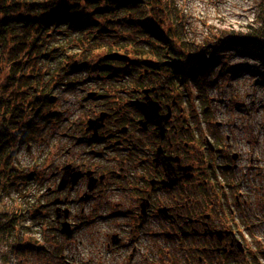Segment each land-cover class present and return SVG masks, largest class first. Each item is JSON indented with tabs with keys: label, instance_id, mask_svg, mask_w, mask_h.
I'll return each instance as SVG.
<instances>
[{
	"label": "rangeland",
	"instance_id": "rangeland-1",
	"mask_svg": "<svg viewBox=\"0 0 264 264\" xmlns=\"http://www.w3.org/2000/svg\"><path fill=\"white\" fill-rule=\"evenodd\" d=\"M159 4L157 8L164 12V27L169 29L172 23L167 18L164 5L161 2ZM171 5L172 13L182 23L185 43L194 49L193 57H210L213 55L210 51L217 50V65L205 74L209 79L204 86L205 103L197 96V88L192 83H187L185 96L182 97L178 92V99L184 111L195 116L197 127L204 129V117H213V120L220 122L219 135L224 139L228 133L232 149L239 154L237 160L232 161L228 172L223 173L219 168L216 178L219 181L225 179L230 184L229 189L233 188L231 201H234V195L240 196L231 222L248 249L247 258L243 259L240 255L235 258L238 264H248L254 251H264V52L258 47L264 42V0H171ZM91 8L85 5L84 9L90 11ZM158 14L160 12L156 9L149 11V24L154 26ZM257 31L261 33L254 35L257 43L252 46L221 42L231 34L239 36ZM135 32L138 35L136 43L140 41L139 46H144L140 36L152 35L150 29L141 25ZM130 35L134 37L135 33ZM56 38L61 44L65 41L63 37ZM170 42L179 44L175 36L169 39ZM57 46L52 43L49 48ZM69 51H74V48ZM53 61L56 59L53 58ZM223 66L225 69L220 72ZM48 71L55 75L53 78H58L54 69ZM3 75L2 70L0 77ZM77 77H82V72ZM93 87L85 79L80 80L72 91L55 88L53 93L58 98L50 110L59 113L62 121L58 124L57 119L45 125L46 119L40 118L38 125L42 124L44 132H39L38 138L32 140L29 146L17 143L16 161L21 168L37 172L39 178L38 181L34 180L36 183L26 194L12 188L9 194L2 197V206L9 213L15 210V215L19 216L24 211L25 217L18 218L21 226L12 231L6 242H0V264H175L174 261L185 264L182 256L184 251L179 244L181 241L173 229L162 218H137L127 191L107 190L101 196L81 202L73 192L67 218L71 232L67 233L60 230V224L54 218L53 206L50 205L53 196L46 194L36 201L45 188L53 184L50 176L57 175V166L79 159L77 156L82 153V143L73 145L71 140L79 135L75 131L79 120L77 115L82 113L80 118L84 122L87 115H83L85 106H81L82 98L78 96H82V93L85 95L86 90H94ZM203 110L207 113L204 114ZM46 118L51 122L54 120L52 117ZM67 145L70 147L66 148ZM105 159L106 155H97L90 159L93 162L91 166H85L99 168L98 165L104 164ZM54 180L56 182V178ZM115 201L121 204L114 205ZM41 203L45 207L35 213H42L46 217L32 219L30 215L34 212L33 207ZM19 208L21 212H18ZM125 209L126 212L123 211ZM135 224L138 227L131 232L130 228ZM116 234L122 239L112 242V236ZM131 236H134V242H131ZM31 241L34 244L30 248L28 243ZM11 244L15 245L13 252L8 249ZM262 255L258 258L259 264H264Z\"/></svg>",
	"mask_w": 264,
	"mask_h": 264
},
{
	"label": "trees",
	"instance_id": "trees-1",
	"mask_svg": "<svg viewBox=\"0 0 264 264\" xmlns=\"http://www.w3.org/2000/svg\"><path fill=\"white\" fill-rule=\"evenodd\" d=\"M160 2L164 5L163 9L172 23L168 32L157 30L156 23L152 26L145 20L151 9H156L161 16L164 15V12L157 8ZM85 5L92 6L90 11L84 9ZM140 25L155 33L168 34L169 39H172V36L177 37L179 44L174 45L170 42L165 46L166 53L163 49L162 51L154 49L148 51V54L153 52L152 54L157 58H166L161 63L163 71L169 73L166 76L167 82L173 85L182 97L185 96L187 83H192L197 88V96L202 98L204 104L206 101L204 86L209 81L205 74L217 65V50L210 51L213 54L210 57L203 56L197 59L192 56L194 49L188 47L184 41L182 23L178 21V16L172 13L171 0H0V72L2 70L4 72L0 77V242H6L12 231H16L17 227L21 226V222L17 219L25 217L24 211L19 216L15 215V210L9 213L2 206L3 195L9 194L12 188L24 195L33 188L39 178L37 172L21 168L16 161L17 143H25L29 146L32 140L38 138L39 132H44L42 124L38 125L40 118L46 119L45 125L56 122L57 119L58 124L62 121L59 113L50 110L58 98L53 93L55 88L72 91L80 80L87 79L96 89L109 90L112 94L104 97L105 105L116 106L114 93L120 97L124 94V87H120L119 79L120 72L125 74L123 67L131 66L137 69L147 61L146 59L137 61L138 56L137 59L128 58L130 60L122 56L116 59L110 53L125 51L122 54L127 56L128 52L138 54L136 51L143 49L144 46H139L140 41L136 43L137 37L135 35L132 37L130 33L134 32L133 28L138 29ZM120 27L127 33L122 35L119 32ZM259 33L261 32L257 31L253 34L248 32L239 36L231 34L228 39L221 42L228 45L252 46L257 43L254 35ZM57 36L63 37L64 43L57 41ZM163 39V35L158 38L159 41L167 44L168 41L163 42ZM52 43L59 46L49 48ZM261 43L262 46L258 47L264 52V42ZM73 48L74 51H69ZM53 58L56 61H53ZM51 69H54L58 78H53L55 75L48 71ZM224 69V66L221 67L220 72ZM81 72L82 77L78 78L77 74ZM87 72H91L92 75L87 76ZM45 75L49 76L45 77ZM70 76L72 78L69 79ZM78 97L83 100V96ZM188 105L190 106L189 103ZM84 108L83 115H87L88 106ZM81 115L82 113L77 115L79 120L75 129L79 135L73 139L74 141L71 140L73 145L82 143L83 146L80 151L82 153L77 156L79 159L77 158L75 162L81 160L78 163L91 166L93 162L90 159L93 158L94 153L90 152V147H94L95 144H92L86 135ZM46 117H52L54 120L51 122ZM68 137L72 138V136ZM69 147L70 145L66 146ZM57 151L58 149L56 153ZM98 167L105 166L98 165ZM57 177L56 174L54 176L51 174V183H54ZM228 185L230 184L227 182L226 186ZM191 192L190 195L195 197L199 194L206 195L203 191ZM46 194L44 191L36 201ZM44 205L41 203L40 206L33 207L34 212L30 215L32 219L43 216L42 213L35 212H40ZM21 210L19 208L18 212ZM34 242L42 248L37 240L34 239ZM33 244L31 241L28 246L31 248ZM180 245L181 250L184 251L182 256L185 264H238L231 254L223 252L217 254L199 248L194 240H187ZM14 248L15 245L11 244L8 247L9 252H13ZM255 254L254 263L259 264L258 258L260 259V254L261 257L263 256L264 251L258 249ZM174 263L177 264L176 261Z\"/></svg>",
	"mask_w": 264,
	"mask_h": 264
},
{
	"label": "flooded vegetation",
	"instance_id": "flooded-vegetation-1",
	"mask_svg": "<svg viewBox=\"0 0 264 264\" xmlns=\"http://www.w3.org/2000/svg\"><path fill=\"white\" fill-rule=\"evenodd\" d=\"M145 20L151 23L148 21L149 17H145ZM163 22L161 14H158L156 29L168 32ZM149 27L153 28L151 25ZM133 29L134 32L131 33L138 37L136 28ZM119 32L122 35L127 33L122 27ZM151 33V36L139 37L145 47L137 50L138 54L126 53L130 59L138 56L137 61L146 59L147 62L137 69L123 67L125 74L120 72L119 79L120 87H124V94L120 97L114 93L116 106L105 105L104 97L112 94L105 88L100 90L99 87H93L94 90H86L85 95L82 93L83 100L80 104L89 109L84 130L88 139L95 144L90 147V152L94 153L92 157L106 155L105 163L102 164L105 167L97 169L87 167L82 162H68L75 170L91 171V174L84 173L76 183L66 184L59 189L57 185L63 166H57V180L45 190L53 196L50 205L53 206L54 218L61 228L64 209L68 210L65 219L69 217L73 192L81 202L101 196L107 190L127 191L137 218H162L176 233L181 241L179 244L194 240L199 248L217 254L228 253L233 258L236 255L247 258V245L240 240L231 222L240 196L234 195V201H231L233 188L230 190V186H226L225 179L221 178L219 181L216 178L219 168L223 173L228 172L232 161L237 160L239 154L232 149L227 135L224 136L225 140L219 135V124L213 117H204L202 129L196 126L195 116L184 111L178 99L179 91L168 84L166 76L169 73L163 71L161 62L166 58H157L153 52L148 54V51L154 49H163L166 53L165 46L169 45V36L154 31ZM162 35L163 42L168 41L167 44L158 40ZM86 74L92 75L91 72ZM134 101H155L159 106L158 114L144 117ZM101 113H105L102 120L97 118ZM88 119L100 122L95 134L93 129L86 128ZM92 175L96 180L89 188V177ZM168 177L176 178L175 183L163 185L160 180ZM190 190H197L199 193L203 191L206 195L199 194L195 197L190 195ZM141 203L146 205L144 211ZM120 204V201L114 202V205ZM161 207L166 208L165 213L159 211ZM123 211L126 212V209ZM137 227L136 224L131 227V232ZM121 239L118 234L112 236V242ZM130 239L134 242L135 238L131 236ZM254 259L255 251L248 259V264H255Z\"/></svg>",
	"mask_w": 264,
	"mask_h": 264
},
{
	"label": "water",
	"instance_id": "water-1",
	"mask_svg": "<svg viewBox=\"0 0 264 264\" xmlns=\"http://www.w3.org/2000/svg\"><path fill=\"white\" fill-rule=\"evenodd\" d=\"M110 55L115 56V57L122 56V57H125L127 59L129 58L127 55L122 54V53H118V52H112V53H110ZM134 103L137 106V108L143 113L144 117L149 118L151 115L158 114V107L159 106L157 105V103L155 101H149L147 103L134 101ZM104 115H105V113H101L100 116L97 118L102 120ZM99 125H100V122H98L97 119H88L86 128L87 129H93V134H95L96 129ZM84 173L86 175H88V174H91V171L82 172L80 170H75L74 167H72L70 163L65 164L63 166V172L60 176L57 187L60 189L61 187L65 186L66 184L76 183V181L80 177H82ZM95 180H96L95 177H93V176L89 177V188L92 187V184ZM175 181H176V178H174V177H168V179L160 180V182L163 185H165V184L172 185L173 183H175ZM141 206H142V211H144V208L146 205L144 203H141ZM159 211L161 213H165L166 208L161 207V208H159ZM67 213H68V210L64 209V214H63L64 220L61 221V228H60V230L63 233H67L69 231V222L67 221V219H65L67 216ZM216 232L220 233L221 231L216 230ZM239 247L241 248V245H239Z\"/></svg>",
	"mask_w": 264,
	"mask_h": 264
},
{
	"label": "bare ground",
	"instance_id": "bare-ground-1",
	"mask_svg": "<svg viewBox=\"0 0 264 264\" xmlns=\"http://www.w3.org/2000/svg\"><path fill=\"white\" fill-rule=\"evenodd\" d=\"M219 123H220V122H218V124H219ZM226 135H227V136H229V134H228V133H226V134H225V136H226Z\"/></svg>",
	"mask_w": 264,
	"mask_h": 264
}]
</instances>
